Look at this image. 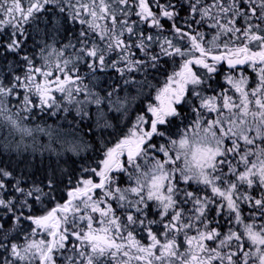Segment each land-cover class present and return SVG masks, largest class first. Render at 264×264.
<instances>
[{"label": "snow or ice", "instance_id": "snow-or-ice-1", "mask_svg": "<svg viewBox=\"0 0 264 264\" xmlns=\"http://www.w3.org/2000/svg\"><path fill=\"white\" fill-rule=\"evenodd\" d=\"M0 264H264V0H0Z\"/></svg>", "mask_w": 264, "mask_h": 264}, {"label": "trees", "instance_id": "trees-1", "mask_svg": "<svg viewBox=\"0 0 264 264\" xmlns=\"http://www.w3.org/2000/svg\"><path fill=\"white\" fill-rule=\"evenodd\" d=\"M31 43V42H30ZM44 139V141L46 142V138H43ZM39 161H40V157L39 156H37L36 158H35V163L37 164V165H39Z\"/></svg>", "mask_w": 264, "mask_h": 264}]
</instances>
